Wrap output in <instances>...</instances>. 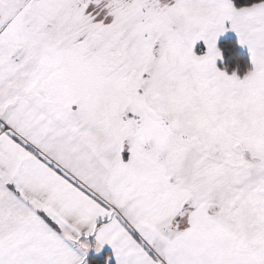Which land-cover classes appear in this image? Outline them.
Wrapping results in <instances>:
<instances>
[{
  "label": "snow or ice",
  "instance_id": "1",
  "mask_svg": "<svg viewBox=\"0 0 264 264\" xmlns=\"http://www.w3.org/2000/svg\"><path fill=\"white\" fill-rule=\"evenodd\" d=\"M0 264H264V0H0Z\"/></svg>",
  "mask_w": 264,
  "mask_h": 264
}]
</instances>
